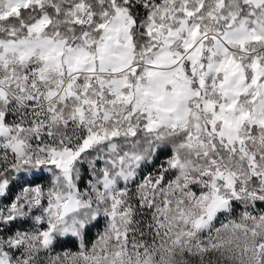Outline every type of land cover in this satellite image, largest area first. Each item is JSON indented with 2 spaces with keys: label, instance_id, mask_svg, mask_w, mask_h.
<instances>
[{
  "label": "snow or ice",
  "instance_id": "obj_1",
  "mask_svg": "<svg viewBox=\"0 0 264 264\" xmlns=\"http://www.w3.org/2000/svg\"><path fill=\"white\" fill-rule=\"evenodd\" d=\"M0 264H264V0H0Z\"/></svg>",
  "mask_w": 264,
  "mask_h": 264
}]
</instances>
